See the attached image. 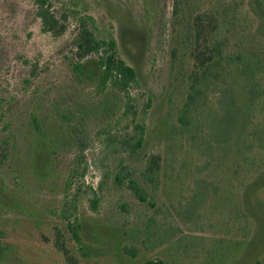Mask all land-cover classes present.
<instances>
[{"label": "rangeland", "instance_id": "1", "mask_svg": "<svg viewBox=\"0 0 264 264\" xmlns=\"http://www.w3.org/2000/svg\"><path fill=\"white\" fill-rule=\"evenodd\" d=\"M49 1L67 19L58 37L42 31L37 0H0L1 262L66 264L60 233L82 264H264V95L225 144L178 121L204 13L231 22L218 30L230 52L260 57L264 94L263 0H221L219 11L211 0H179L178 11V0ZM81 18L135 69L128 91L101 83L96 54L74 68ZM136 124L144 143L130 154L121 149ZM151 156L157 182L141 202L115 175L121 163L139 173Z\"/></svg>", "mask_w": 264, "mask_h": 264}, {"label": "trees", "instance_id": "2", "mask_svg": "<svg viewBox=\"0 0 264 264\" xmlns=\"http://www.w3.org/2000/svg\"><path fill=\"white\" fill-rule=\"evenodd\" d=\"M37 2V15L41 20L42 31L56 37L63 35L67 29L66 17L61 18L52 11L49 0H37ZM211 2L214 3V7L218 11L226 7L221 0H211ZM179 4L178 0L177 11ZM204 14L195 18L196 34L193 54L198 73L194 72L189 91L179 110L178 121L184 130H193L191 132L194 133V138L203 139L209 144L221 145L228 143L233 135L244 134L254 110L263 98L264 94L258 79V74L263 70V63L255 52L248 55L230 52L227 37L223 36L222 30H218L222 28L221 24L224 23L227 27L231 22L223 19L222 16L217 17L213 12ZM73 48L78 59L74 66L77 71L82 70L83 60L96 54L103 85L128 91L130 86L136 82L137 73L133 67L117 55L115 40L98 39L84 18H81L78 34L73 39ZM173 52L175 53V51ZM236 74L243 75L250 82L251 85L247 93L238 89ZM134 129L133 135L125 139L123 143L126 147L121 149L127 150L130 154L136 153L144 143V126L136 124ZM159 168V156L149 157L147 165L139 173L129 165L121 163L115 180L119 184H125L139 201L146 202L145 184L157 182ZM86 170L87 167L82 173L83 177ZM261 180L264 184V175ZM91 202L92 207H98L99 199L96 194ZM70 229L75 241L82 244L77 229L72 227ZM56 245L63 253L66 264H82L67 244L62 241L60 233H58ZM2 253L3 251L0 250V264H5L1 262ZM145 264L166 263L157 259L149 260Z\"/></svg>", "mask_w": 264, "mask_h": 264}]
</instances>
